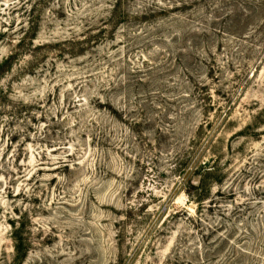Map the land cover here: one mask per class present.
<instances>
[{"label":"rangeland","instance_id":"rangeland-1","mask_svg":"<svg viewBox=\"0 0 264 264\" xmlns=\"http://www.w3.org/2000/svg\"><path fill=\"white\" fill-rule=\"evenodd\" d=\"M232 1L0 0V264L13 234L19 264H264V16Z\"/></svg>","mask_w":264,"mask_h":264},{"label":"trees","instance_id":"trees-1","mask_svg":"<svg viewBox=\"0 0 264 264\" xmlns=\"http://www.w3.org/2000/svg\"><path fill=\"white\" fill-rule=\"evenodd\" d=\"M131 1H133V0H114L113 4L108 5L109 8L111 9L110 13H111V17H112L113 21L118 17L117 21L120 20L119 23H122L125 19L130 18V16H128V15H130V14H128L130 11L129 12L125 11V8L127 7V4ZM199 1L200 0H148V2L143 3L144 7H143V10L140 12V16L142 19H144L145 22H147V19L152 20V19H155L157 17H163V19H164L167 16H181V18H183V19H180V20H190L189 18L182 16V14H185L188 12L190 13L193 10L197 9L199 4H201V3H199ZM202 1H204L202 3L203 7H209V6L213 5L210 2L207 3V1H210V0H202ZM253 1L255 2V4H252L251 0H242L241 2L238 0L232 1L229 6L232 9H234L235 11L234 10L229 11L232 14L225 16L228 19L225 20L224 23H226L227 21H230L231 27H234V25H236V24H238L241 27V26H243L241 24L242 23L246 24V22L249 21L251 16H253L254 14L264 16L263 15V13H264V0H253ZM237 10H239V11L237 12ZM136 14H137V12H136ZM217 19H219V18L216 17L215 20H217ZM86 23H89V22H86ZM110 23H113V22L110 21ZM92 25L93 24H90L87 27V30H89V28L92 27ZM258 28L262 29L261 38L259 39V42H261L264 40V17L261 19V24L259 25ZM29 29L31 31H33L34 30L33 25H30ZM219 31H220V29H219ZM89 33H91V31ZM186 35H188V34H186ZM191 35H192L191 36V42L194 43V38H196L200 34H197L196 32H192ZM101 36H102V34H101ZM101 36L99 37V36L89 35L90 43H96L97 39H100ZM29 38H31V36H29L28 32H23V36L19 39L18 42H19V44H25ZM181 39L184 40L185 37L182 36ZM84 41H86V40H84ZM68 42L71 43L72 45H75L77 43L78 44H89V41L79 43L76 39H73V38L71 40H69ZM192 47L193 46L190 45L189 50H191ZM203 53L208 58H212V60L214 61L213 56H212L213 55L212 51H209V50H207V48H204ZM188 54L190 55V53H188ZM206 165L207 164H203L195 172V175L198 179L197 184L196 185L189 184V187L193 189V192H191V194L188 193V196L191 198L193 197L195 199V201L200 205H202V203L208 199L211 184H213V183L218 184V181H217L215 176L211 178V175H213L212 169L210 167H207ZM180 212H181V210L175 212V214H173V216L171 215L172 218L175 217ZM126 217L130 218L128 213H127ZM210 228L213 231L218 230V228H216V226L215 227L210 226ZM13 240L16 243L13 246V252L15 254V256L13 257V263L19 264V263H21V261L23 260L25 255H24V253H22V254L20 253L19 246L17 245V240H16L14 234H13Z\"/></svg>","mask_w":264,"mask_h":264}]
</instances>
